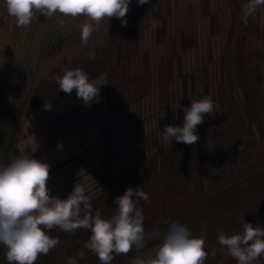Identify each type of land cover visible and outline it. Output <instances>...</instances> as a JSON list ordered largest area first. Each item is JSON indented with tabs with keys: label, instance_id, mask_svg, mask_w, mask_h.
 <instances>
[{
	"label": "trees",
	"instance_id": "16d2710c",
	"mask_svg": "<svg viewBox=\"0 0 264 264\" xmlns=\"http://www.w3.org/2000/svg\"><path fill=\"white\" fill-rule=\"evenodd\" d=\"M234 1L238 3L237 9L241 3H247V0ZM263 8L264 5L260 6L247 24L242 16L232 18L233 26L239 21L242 28L240 38L236 36L234 41L230 33L220 53L216 82L220 90H214L212 97L216 113L206 116L197 126L199 140L195 144L163 141L165 126L157 138L154 134L157 132L147 131L144 123L148 119L140 114L135 121L128 119L123 123L127 124L120 130L127 133V141L123 143L119 139L118 143L114 142V136L120 133L112 134L107 128L97 171L99 183L96 189L85 192L93 212L99 210L103 218L110 217L115 208L114 199L127 188L139 186L149 197L148 202L143 199L137 202L143 212L145 231L159 229L161 234L159 239L148 240L139 251L133 248L127 255H115L111 264H131L134 257L155 252L171 222H179L194 237L204 238L207 252L204 264H212L226 253L217 240L220 232L226 235L242 232L244 222L264 227V71L259 61L261 55L246 40V34L252 33L259 23ZM142 27L138 23L115 26V39L92 52L94 60L89 59L90 54L55 57L52 61L43 58L44 66L25 103V113L67 95L59 90L53 77L75 68H83L90 81L107 74L109 116L139 112L147 105L143 99L155 95L164 107V98L171 93L170 65L161 66L156 72L151 70L149 51L139 52L134 43ZM162 57L163 64L171 59ZM164 68L170 72L167 79ZM122 152L128 162L120 167L117 162ZM48 234L60 242L47 255H40L35 264H66L69 257H75L78 264H101L85 247L90 230L70 233L57 227ZM80 251L85 253L83 259L78 256ZM0 252H3L0 264H8L3 244ZM256 262L264 263V257Z\"/></svg>",
	"mask_w": 264,
	"mask_h": 264
},
{
	"label": "clouds",
	"instance_id": "9594fccd",
	"mask_svg": "<svg viewBox=\"0 0 264 264\" xmlns=\"http://www.w3.org/2000/svg\"><path fill=\"white\" fill-rule=\"evenodd\" d=\"M150 0H138L140 5ZM8 14L17 27L29 26L36 13L58 20L63 26L66 20L85 17L88 22L79 25L81 42L89 38L105 20L119 19L127 26L126 15L131 0H4ZM264 0H247L242 5L241 19L245 24ZM159 27L158 21L153 22ZM90 53L89 59L94 60ZM59 90L66 94L76 92L85 105L95 101L100 93L94 81H90L83 68L65 69L63 74L53 77ZM179 107V105H178ZM183 126L165 125L163 141L193 145L199 140L197 126L206 116L216 113L210 97L191 99V107L183 108ZM244 145H240L242 151ZM50 165L27 154L16 155L9 163L0 166V244L6 247L8 264H35L40 255H47L59 244V239L48 233L54 228L75 233L78 229L90 230L85 247L94 253L101 264H111L115 255H127L135 248L146 247L148 240L159 239V229L146 232L142 209L137 207L139 199L148 202L149 197L141 187H129L117 196L113 203V214L103 218L101 212H93L85 188L78 183L66 199L50 195L47 182ZM219 245L237 264H255L264 257V227L244 222L243 231L231 235L220 232ZM80 251L78 256L84 258ZM207 258L205 240L194 237L191 231L179 222H171L162 243L154 254L139 255L131 264H204ZM66 264H78L75 257H69Z\"/></svg>",
	"mask_w": 264,
	"mask_h": 264
},
{
	"label": "crops",
	"instance_id": "0c3cea01",
	"mask_svg": "<svg viewBox=\"0 0 264 264\" xmlns=\"http://www.w3.org/2000/svg\"><path fill=\"white\" fill-rule=\"evenodd\" d=\"M176 1L181 11L176 20L187 21L186 28H193L192 30L197 34L198 32L200 34L202 21H207L209 35L211 34L213 37L220 34L215 31L218 30L219 24L225 26V30L229 28V33H233L232 18L242 16V7L235 9L230 4L231 0H228V8L223 11L217 8L223 0H170V3L176 5ZM168 3L169 0H160L158 6L164 8L162 11L159 10L162 12L160 14L155 12L152 15L149 8H145V12L139 14L138 17L132 13L135 7L130 5L126 15L127 24L138 23L143 26V22L148 20L147 12H149L150 21L148 22L153 26V22L158 21L160 27L163 28L158 38L161 40L159 42L161 45L170 34L178 35L180 33V29L172 30L170 28V22H174L175 18L173 14L170 15L171 9H167ZM263 15L264 13L262 17ZM62 18L59 16L48 18L36 13L29 26L17 27L15 19L7 12L4 0H0V166L6 165L19 154H27L47 163L50 165L47 187L50 191L59 188L66 190L67 194L61 197L66 199L74 189V186L69 188L70 182L74 178H77L78 184L85 188V192L98 185L97 171L107 128L112 134L120 133L118 136H114L116 139L114 142L118 143L119 139L123 143V141H127V133L120 131L123 130V126L124 128L127 126L123 123L128 119L135 121L140 114V117L148 119L144 123L147 131L157 132L154 134L158 138L161 134L159 131L161 127L183 125V120L179 122L177 119H184L183 108L191 107V98H189V90L185 92L183 86L185 84L189 89L187 83L189 80L186 83L181 80L182 89L181 91L177 89L175 92L170 82L171 93L165 96L166 105L164 107L160 106V97L155 95L150 99H143V103L147 105L143 106L139 112L109 116L107 114L109 78L107 74H103L92 80L97 88L101 86L98 98L92 103L88 105L82 103L73 90L71 94L26 114L25 103L32 92L30 87L32 89L44 66L43 58H50L52 61V58L55 57L89 55L97 48L114 40L115 26L121 23L119 19L112 18L108 28V22L105 20L99 26L98 31H95L89 38L88 43L84 44L81 42L79 25L88 22L86 18L68 19L63 26H60L58 20ZM224 18L225 20H223ZM238 24L239 21L235 24L237 29L239 28ZM202 26L204 27V24ZM149 27L151 29V26ZM93 45L97 46L93 48ZM140 49L137 50L139 52L143 50ZM164 55L156 54L157 57H153L152 51H149L152 71L156 72L159 67L168 66L170 62L163 64L162 56ZM116 56L117 54H115ZM211 81L212 78H209V83ZM26 87L27 89H25ZM213 93L212 90L206 96L212 99ZM194 95H196V99L202 98L200 90ZM169 102L170 104H168ZM262 105L264 110V97ZM121 154L118 156L120 159L117 163L123 167L128 161L127 157L123 158L125 154L123 152ZM87 173L91 174L88 176ZM58 176L61 177L59 181H57ZM1 255L3 252H0Z\"/></svg>",
	"mask_w": 264,
	"mask_h": 264
},
{
	"label": "rangeland",
	"instance_id": "374dc122",
	"mask_svg": "<svg viewBox=\"0 0 264 264\" xmlns=\"http://www.w3.org/2000/svg\"><path fill=\"white\" fill-rule=\"evenodd\" d=\"M231 1L232 2H230V4H232V6L235 9H237L236 4L238 3H235L234 0H231ZM159 2L160 0H150L148 4L140 5L138 3V0H131L130 5L135 7L132 13L137 16L145 12V8H149V10L151 11L150 13H152L153 15V13L155 12L156 14L162 13V12H159V10L161 11L164 10L163 7L160 8L158 6ZM227 4H228V0H223L222 2L218 4L217 8L223 11V9L228 8ZM243 4L244 3H241L240 7L239 5L237 7L241 8ZM168 8L171 9L172 11L170 15L172 16L173 14L175 18L174 22H170V28L172 30L180 29V33L178 35L170 34V36H168V38L164 40V43L162 44L160 43L161 45H159V42L161 40H158V38L160 37V33H161L160 31L161 29L163 30V28H161L160 26L159 27L152 26L148 22L150 21V15H149V12H147L148 20L147 22L146 20L143 22V27H142L143 30L142 32L139 33L138 37H136V40L134 42L136 49L141 48L145 51H152L153 57L154 56L157 57L156 54L157 55L165 54V57L167 59H168V56L171 58L168 61L170 62L169 65H170V71H171V81L170 82L173 85L174 91L177 89L181 91L182 85L180 83L182 81L184 82V80L186 82L187 80H189V82H187L189 89H187V86L185 84H183V86L185 88L184 90L185 92L189 90V94H190L189 98L191 99H196V95H194V93L197 92L198 90L201 91L202 97L206 96V94L212 90L213 91L216 89L220 90L219 88L220 86H218V83H216L218 79L217 75L219 72V69H217V66H218L217 62H218L220 53L222 52L227 42L226 39L227 37L229 38L230 36L229 35L230 29L228 28L227 29L228 32H227V30H225V26H223L222 24L221 25L219 24L218 26L217 24V26L219 27L218 30L217 29L215 30V28L213 27V31L214 30L218 31L220 34L216 37H213V35L211 34L209 35V27L207 25V21H202L200 23V27H201L200 34L199 32L197 34V32L195 33L192 30L193 28H190V29L186 28L187 21H177L176 20L177 15L181 14L180 7L177 6V1H176V5H174V3H170V0H169L167 9ZM262 11H264V8L262 9ZM223 20H225V18ZM223 20L222 22H224ZM226 20H229V19H226ZM189 23L191 24V22ZM202 24H204L205 29L202 26ZM149 26H151L152 30L149 29L150 28ZM241 31H242L241 26H239L238 29L236 26H234V31L233 33H231L233 34L232 38L234 41H236L235 40L236 36L240 38L239 33ZM246 36H247L246 37L247 44H249V47L250 48L254 47L255 50L259 52V54L261 55L259 57L260 59L259 61H262L261 67H263V71H264V15L263 17L260 18V21L257 24V26H255L254 31L252 33L246 34ZM95 46L97 45H93V48H95ZM154 50L156 51L155 52L156 54L154 53ZM174 52H177L176 55L173 54ZM156 62L157 61L155 60V63ZM164 69L166 71L165 76L167 79V77H169L170 75V72L166 70V68ZM183 73L186 74L185 77H183ZM209 78H212L211 83H209ZM262 79L264 81V75ZM28 84L30 85V81ZM171 87L172 86L169 85V90L171 89ZM25 89H27V87ZM30 90H31V87H30ZM262 90L264 92V87ZM190 103H191V100H190ZM87 174L89 176L91 173H87ZM60 179L61 177L58 176L57 181H59ZM76 180L77 178H74L70 182L71 186L69 188L73 187L75 184L78 183V181ZM92 189H96V187L89 188L87 191H91ZM66 194H67V191L61 190L60 188L58 190L50 191V195L59 196L60 198ZM154 253L155 252H152V254ZM212 264H237V262L235 259L228 256L227 253H224L222 255H219L218 258L212 262ZM255 264H259V263L255 262ZM261 264H264V263H261Z\"/></svg>",
	"mask_w": 264,
	"mask_h": 264
}]
</instances>
